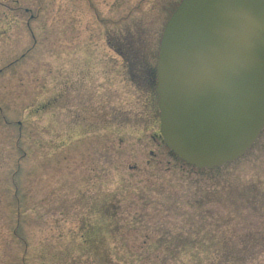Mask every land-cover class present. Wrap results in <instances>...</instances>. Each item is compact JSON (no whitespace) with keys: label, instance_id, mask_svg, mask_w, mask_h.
Instances as JSON below:
<instances>
[{"label":"rangeland","instance_id":"374dc122","mask_svg":"<svg viewBox=\"0 0 264 264\" xmlns=\"http://www.w3.org/2000/svg\"><path fill=\"white\" fill-rule=\"evenodd\" d=\"M178 0H0V264H264V127L196 168L159 132Z\"/></svg>","mask_w":264,"mask_h":264},{"label":"water","instance_id":"95a60500","mask_svg":"<svg viewBox=\"0 0 264 264\" xmlns=\"http://www.w3.org/2000/svg\"><path fill=\"white\" fill-rule=\"evenodd\" d=\"M155 77L166 147L196 168L236 160L264 127V0H179Z\"/></svg>","mask_w":264,"mask_h":264},{"label":"flooded vegetation","instance_id":"af4514ba","mask_svg":"<svg viewBox=\"0 0 264 264\" xmlns=\"http://www.w3.org/2000/svg\"><path fill=\"white\" fill-rule=\"evenodd\" d=\"M178 2H179V0H178Z\"/></svg>","mask_w":264,"mask_h":264}]
</instances>
